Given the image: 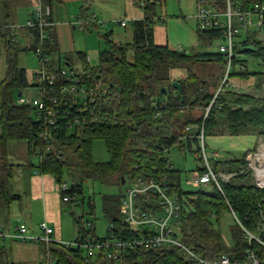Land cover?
I'll return each instance as SVG.
<instances>
[{
  "label": "trees",
  "instance_id": "obj_1",
  "mask_svg": "<svg viewBox=\"0 0 264 264\" xmlns=\"http://www.w3.org/2000/svg\"><path fill=\"white\" fill-rule=\"evenodd\" d=\"M43 1L45 5L51 6L54 0ZM243 1L246 5H250L262 0ZM143 2L145 3L141 4L146 15L132 22L134 28L132 43L117 42L112 38V32L108 33L109 46L102 52L101 66L98 68L92 67L88 57L79 52L83 64L82 73H94L108 84L111 91L118 92V98L108 104L106 109L108 112L114 110L111 114H117L118 120L109 118L95 129L86 125L83 133L80 134L73 133L65 122L60 135L52 142L51 140L46 142L40 136V127L34 118V107L18 104L17 92L22 93L21 88L30 86V82L27 70L18 65V54L26 49L22 48L20 43H15L12 38L16 36L17 31L25 30L33 38L29 49L35 50L36 44L39 43V30L28 27L11 29L9 26L16 23L0 21L1 44L7 56V74L0 82V201L3 200L6 205H10L19 197L12 193V178L18 165L10 163L11 141L27 142L30 156H37L40 161L39 165L34 166L44 173L56 175L59 183L64 182L62 175L64 167L73 165L63 160L66 148H71L85 167V171H91L86 178L106 180L107 178L104 177L118 175L119 180L118 191L103 196L104 213L110 222L107 235L99 238L96 235V228L92 226L89 230L81 227L80 235L83 237L89 233L96 240L112 238L127 240L138 235V231L125 223L121 214L125 192L122 189L123 177L126 180L125 186L131 180L152 177L161 185L168 184L169 192L179 196L180 217L183 224L182 239L197 255L214 260L225 254L244 257L250 244L244 237V231L239 223L234 219L229 225L233 240L230 247L225 244L222 226L226 218L225 211L228 210L226 199L248 228H254L257 217L264 211V188H259L253 183L251 171L247 168L246 157L250 151H247L242 158L234 157L215 164L217 171L235 173L229 182L222 183L226 196L224 198L213 183L208 185L215 188L212 192L204 188L208 186H202L196 191L183 189L182 175L178 169L172 167L169 150L178 142L186 140L191 148L195 143L198 151L199 129L203 124L206 134L227 132L240 135L251 132L264 135V96L260 97L247 91L224 90L218 95L217 104L205 122L203 114L200 115L201 117H196L188 113L195 107L209 104L212 100L224 73V56L220 52L188 55L186 52L172 49L169 45L156 44L153 33L156 21L153 18L157 15L158 2L157 0H143ZM5 5L6 9L10 8L8 3ZM82 18L84 21H89L84 25L85 27L91 29L94 26L90 15H83ZM5 26L6 29H3ZM47 31L50 34L49 28ZM199 35L202 45H209L215 39H219L220 33L199 32ZM44 46V52L48 55L57 49L58 44L53 45L48 37ZM132 50L134 60L130 62L127 58L129 51ZM237 52L233 76L245 78L264 75V72L251 71L248 58L245 57H257L264 64V25L259 29L245 32ZM200 61L217 62L220 65L217 71L219 75L209 81L205 76L199 77L197 72H193V68ZM182 68H186L187 76L184 79H175L181 84L180 89L175 88L173 83H170L167 95L156 89V83L159 81L171 82L170 70ZM262 85L263 82L258 83L257 88ZM153 98L156 101L155 99L152 101ZM183 116L194 119H185L181 122L177 120L180 124L169 121L171 118L180 119ZM224 124H226L225 130L224 127L220 128ZM188 125L199 126L197 133L191 135L190 131L186 130ZM178 126L183 128L179 129ZM215 126L217 127L214 128ZM176 127L178 130L174 131ZM98 135L108 141L111 158L104 163L94 161L93 158L92 141ZM83 189L82 182L71 184L67 192L71 197L76 196L71 202L77 201L78 195L83 196ZM154 195L157 194H148L147 202L143 203L144 210L154 208L153 204L156 203ZM139 199L145 197L141 195ZM81 200L83 203L84 196ZM90 201L89 204L94 208ZM81 217H75L78 223L82 220ZM252 247L258 248V243L253 242ZM45 248L54 255L56 264H196L197 262L181 247L174 245H163L153 249L127 248L120 258H108L102 253L89 258L80 247H67L62 242H52ZM0 249H2L1 245ZM0 255L2 257V253Z\"/></svg>",
  "mask_w": 264,
  "mask_h": 264
},
{
  "label": "built area",
  "instance_id": "obj_2",
  "mask_svg": "<svg viewBox=\"0 0 264 264\" xmlns=\"http://www.w3.org/2000/svg\"><path fill=\"white\" fill-rule=\"evenodd\" d=\"M160 2V1H159ZM145 2L142 1V4ZM33 15L24 25L14 24L11 29L23 27L38 29L40 36L34 52L39 58L40 69L34 73L35 82L32 86L36 90V96L31 99L22 94L18 104H28L34 107V118L38 122L42 138L47 142L55 140L60 135V130L67 123V127L73 133H83L84 126L89 125L95 129L100 123L111 118L118 120L117 114L113 111H106L108 104L118 98L117 91L93 73L83 74L82 69H74L72 66L59 63L55 65L49 54H45V41L49 34L47 28L52 23V8L45 5L43 0H38L33 9ZM196 30L198 32L217 31L220 33L219 52L224 56L225 69L220 85L209 104L198 106L202 109L204 122L217 104V97L224 90H238L230 84L235 70V58L238 55L237 47L242 41V32L259 29L264 25V0L246 5L243 0H198L195 13ZM133 22L134 20L131 19ZM89 21L78 19L77 25L81 28ZM126 21H121L122 26H127ZM6 29V26L3 28ZM17 36V33H15ZM12 38L15 43H20L18 38ZM11 39V38H9ZM1 42V38H0ZM239 91V90H238ZM221 108V106H218ZM197 108V107H195ZM189 111V110H187ZM185 112V111H183ZM99 122V124H97ZM190 125L186 127L189 131ZM199 129V126H198ZM200 149L197 151L198 166L194 170L189 183L195 187L214 184L225 196L222 183L229 182L235 173L217 171L215 164L221 161L218 152L209 155L205 142L206 132L204 124L199 129ZM217 157L220 160H214ZM225 160V159H223ZM247 168L251 171L253 183L259 188H264V142L249 152L246 157ZM126 187L123 196L121 214L125 223L138 235L131 239L114 241L96 240L91 234L86 237L80 235L75 241H58L67 247H80L86 250V256L91 258L104 254L108 258H120L127 248L144 247L153 249L163 245H174L181 247L189 256L195 259L196 264H264V211L257 217L254 228L246 227L238 217L230 202L226 199L228 210L225 214L233 217L242 230L244 237L248 240L250 248L247 249L244 257L223 255L219 259H205L197 255L185 242H183V224L180 217V199L177 194L169 192V185H161L152 177L137 178L131 180ZM127 184V185H128ZM71 185L68 182L59 183V190L64 202H71L76 196L71 197L68 189ZM67 193V194H63ZM156 193L154 208L144 210L143 203L147 202L148 194ZM145 199H139L140 196ZM151 201V200H150ZM149 201V202H150ZM157 205V206H155ZM159 206V207H158ZM76 216V215H75ZM80 217V216H76ZM39 228L41 235L30 234L26 224L19 225L14 234L4 232L0 228V240L6 238H17L21 241L45 242L49 247L50 243L57 242L54 237V228L48 221H41ZM253 242L258 243V248L252 247ZM56 264V263H53Z\"/></svg>",
  "mask_w": 264,
  "mask_h": 264
},
{
  "label": "rangeland",
  "instance_id": "obj_3",
  "mask_svg": "<svg viewBox=\"0 0 264 264\" xmlns=\"http://www.w3.org/2000/svg\"><path fill=\"white\" fill-rule=\"evenodd\" d=\"M159 1H161V3H158L157 5V15L159 16V18L158 16V19L154 18L156 19V24L154 25L155 28L153 32L156 44L164 43V45H170L173 48L175 47V49H178L182 52H186L188 55H203V53L217 54L219 52V45L222 40L216 39L210 45H202L201 43L200 35L196 30V24L194 23L193 19V15L195 14L194 9L196 6V4H194V0H157V2ZM7 3L9 5V0H0V10H4L6 8L5 4ZM126 5L127 4L124 2V4L120 3L118 7L114 8L111 5L106 4V7L108 8L106 12H108L109 10L114 11L117 13V15L113 20L111 19V17L101 15L102 22H100V24L102 26L100 28L88 29L87 27L83 26V28L77 27L76 29H72V34L71 36H69L68 39L67 49H70L68 50L69 53L67 54L65 52H62V57L69 58L72 62V67L74 69L81 70L83 64L80 59L79 52H82V54H87V56L89 57V62L91 63V66L98 68L99 66H101L102 52L105 48H108L109 46L108 39L110 37H107L108 33L114 32L112 38L115 41H121L122 43L133 42L134 28L131 22V19L133 18L127 19L126 17L130 16L129 13H123L124 10H121L120 8L121 6ZM137 9L139 8H135V11H137ZM17 11V18L19 24L24 25L26 23L25 19L27 16V11H25L23 9V6L21 5H18ZM121 21H126L128 23L127 26H122ZM21 33L17 34L16 38H18L21 45H29L26 35ZM241 36L242 39H244V31L242 32ZM56 56L57 55H52L51 60L53 61V59H57ZM245 57L248 58L249 68L251 71L264 72V64L261 59H258L257 57ZM127 59L128 61L133 62V51H129ZM18 65L27 70L30 86H32L35 82L34 73L41 68L39 66L40 62L36 53L33 50L20 51V53L18 54ZM185 69L186 68L170 70L171 82L159 81L156 83V89L161 92L163 89L168 90L170 83H175V79H184L187 76V71ZM218 69H220V65H218L217 62L208 63L200 61L195 64L193 72H197L199 77L205 76L206 79L209 81V79H214L217 77ZM6 74L7 56L6 52L1 46L0 82L6 77ZM260 82H263V85L257 88V84H261ZM230 84L233 87L237 88L239 91L251 92L260 97L264 96V75H253L245 78L233 76L230 78ZM30 86L21 88V94H24V96L33 99L36 96V90ZM17 94H19V92H17ZM165 98H167V96H165ZM154 99L155 98H153L152 101ZM190 111L191 112L188 113H190L191 115L201 117L200 115L202 114V109L200 107L194 108ZM191 118L182 117L178 119L177 117L176 119L175 117L171 118L169 121L170 123L180 124L181 121H185V119L187 120ZM177 120H180V122H178ZM178 127L179 129L180 127L183 128V126ZM216 127L217 126H215L214 128ZM223 127L225 130L226 124L220 126L221 129H223ZM191 128L192 131H190V134H196L198 131V126L192 125ZM175 130H178V128H174V131ZM205 142L207 144V152L209 155H213L214 152H218L221 156V160L231 159L234 157L242 158L247 151L257 148L260 143L264 142V135L251 132L243 133L240 135H232L227 132H224L223 134L207 133L205 137ZM92 147L94 161L104 163L110 160L111 155L108 147V141L105 138L99 135L96 136L92 141ZM196 148L197 145L195 143L192 145L191 148L187 141L183 140L182 142H178V144L172 146L169 150V156L171 159L172 167L178 169L181 173V186L186 191H196L198 189V187H195V185L193 186L189 183V180H191L194 170L198 166ZM63 157V160L65 159L66 161L71 162V164L73 163L71 167L65 166L62 171L64 182H68L69 185L73 183L82 182L84 188L83 196L85 198L83 203L81 200L83 197L82 195H78V200L75 202H71L69 204L67 202L63 214V241H75L80 236V231L82 229L81 227H83V229L85 228L86 230H89L92 228V226L96 228V235L99 238H104L107 235V230L110 222L108 221L104 213L103 196L105 194H111L118 191V175L110 177L103 176L104 178H107L106 180H103L101 178H97L100 180H91L90 178H86L88 177L87 175H89L91 171H85V167L81 164L78 157L74 154V151L71 148H66L65 155ZM9 159L10 163H13L15 166L18 165L21 175L20 179L22 181L19 184H16L15 181L18 178H14L15 181H12V193H15V195H21V197H23L24 194L28 191L27 185L28 177L30 175V161L34 165H39V158H37V156H30L29 145L27 142L23 140H13L9 143ZM214 160L220 159L215 157ZM17 173L19 174V172ZM15 175L16 170L14 176ZM128 186L129 184L126 186L123 185L122 189L126 192V187ZM204 188L208 192H212V189L214 187L208 186ZM25 197L22 200L17 199L16 201H13L10 205H6L5 201L3 200L0 201V224L4 226V232L14 234L15 230L12 231V226L21 224L20 220L22 219V213L20 209H22L21 206H25ZM89 201L94 206V208L91 207ZM75 214L76 216H82V220L80 221V223L76 221ZM8 215H10V218L8 217ZM225 216L226 218L223 220L222 230L225 244L227 247H230L233 244V240H231L232 235L229 225L234 222V219L233 217H229L226 214ZM112 240L114 241L115 239ZM84 253L86 254V250Z\"/></svg>",
  "mask_w": 264,
  "mask_h": 264
},
{
  "label": "crops",
  "instance_id": "obj_4",
  "mask_svg": "<svg viewBox=\"0 0 264 264\" xmlns=\"http://www.w3.org/2000/svg\"><path fill=\"white\" fill-rule=\"evenodd\" d=\"M37 1L38 0H9L10 8L7 9L5 8L4 10H0V21L19 24L17 18L18 15L17 7L18 5H21L23 6V9L27 11V16L25 19V21L27 22V20L33 15L32 14L33 9ZM142 1L143 0H54L53 4H51L53 24L49 27L51 32L48 36L52 40L53 45L56 43L58 44L57 49L54 47L56 50L53 49L54 50L53 53L49 54L50 57H52V55H57L56 56L57 59H53L54 64L58 65L59 63H61L62 65L66 64L68 66H73L71 60L67 57L63 58L61 54H63L64 52L67 54L69 53L68 50L70 49H67L69 36H71L72 34V29H76L77 27L81 28V25L76 24V21L78 19H83L82 18L83 15H90L92 19L91 23L94 24L92 28H100L102 26L100 24V22H102L101 15L106 17H111L112 20L115 19L117 15V13L114 11L109 10L108 12H106L108 10L106 4H109L112 7L116 8L120 3L124 4L125 2L127 5L121 6L120 8L121 10H124L123 13H127V14L129 13L130 16L126 18L127 19L133 18V20L142 19L146 15L145 9L141 6ZM197 2L198 0H194V4H196V6L194 5L195 13L197 10ZM158 3H161V1ZM135 8H139V9L135 11ZM157 16L158 15H155L154 18L158 19L159 16L158 18ZM156 19L154 20L156 21ZM193 19H194V23L196 24L195 14L193 15ZM20 33L26 35L29 44L27 46L20 44L21 47L25 48L26 50H30L29 47L31 46V42L33 38L27 32H25V30L17 31V34ZM113 33L114 32H112V35ZM117 42H121V41H117ZM157 44L164 45V43H157ZM1 46L2 44L0 45V47ZM171 48L174 49L175 47L174 48L171 47ZM84 55L87 56V54ZM192 128H190L189 131H192ZM29 171H30L29 172L30 175L28 177V185H27L28 191L24 194L23 197L17 194L19 196L18 200H22L26 195L25 206L24 207L21 206L22 209H20L22 213V219L20 220L21 221L20 223L26 224L28 226L30 230V234L41 235V230L39 228V225L41 221L46 220L54 228V237L57 240V242L63 241V237H64L63 214L67 202H64L62 200V195L59 190L58 178L56 177V175L52 173L42 172L37 166H34V164H32L31 161H30ZM17 172H19V174ZM14 178H18V179L15 181ZM14 178L13 181H15L16 184L22 182L20 179L21 175H20L19 167L16 168V175L14 176ZM12 190H13V184H12ZM8 217L10 218V215H8ZM17 225L19 226V224ZM17 225L12 226L13 228L12 231H14L18 227ZM0 228L3 229L4 226L0 224ZM0 243L2 248L0 249V254L2 253V257L0 255V264L56 263V259L54 258V255L51 252H49L47 248H45L47 244L43 241L39 243L34 241L24 242L17 238H6L4 240H1Z\"/></svg>",
  "mask_w": 264,
  "mask_h": 264
},
{
  "label": "water",
  "instance_id": "obj_5",
  "mask_svg": "<svg viewBox=\"0 0 264 264\" xmlns=\"http://www.w3.org/2000/svg\"><path fill=\"white\" fill-rule=\"evenodd\" d=\"M173 86H174L175 88L180 89L181 84H180L179 82L175 81V83L173 84ZM162 92H163L164 94L167 95L168 90H167V89H163ZM18 95H19V97H21V96H22L21 92H20ZM125 183H126V180H125V178L123 177V185H125ZM123 196H125V195L123 194Z\"/></svg>",
  "mask_w": 264,
  "mask_h": 264
}]
</instances>
